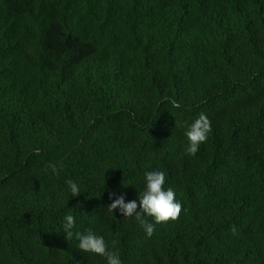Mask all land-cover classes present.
<instances>
[{"label": "trees", "instance_id": "obj_1", "mask_svg": "<svg viewBox=\"0 0 264 264\" xmlns=\"http://www.w3.org/2000/svg\"><path fill=\"white\" fill-rule=\"evenodd\" d=\"M147 171L183 205L150 238L107 209ZM68 214L123 264H264V0H0V264H107Z\"/></svg>", "mask_w": 264, "mask_h": 264}, {"label": "clouds", "instance_id": "obj_2", "mask_svg": "<svg viewBox=\"0 0 264 264\" xmlns=\"http://www.w3.org/2000/svg\"><path fill=\"white\" fill-rule=\"evenodd\" d=\"M173 108H179L180 104L172 98L164 97ZM212 131L211 121L206 114L201 113L187 129L184 135L188 144L185 149L187 155L195 156L200 149V145L208 139ZM35 154L39 155L40 150L35 149ZM51 169L53 174L58 175V168L55 163H48L45 170ZM145 188L138 194L137 200L125 202L124 196L116 197L107 207L109 212L119 209L124 218H134L138 225L143 228L146 235L150 238L154 234L155 225L176 221L182 213L183 205L176 199V193L171 187L165 188L166 174L163 171H147L144 174ZM71 191L72 197L81 194L79 185L72 179L65 181ZM110 199L112 197L110 196ZM151 221H154L151 222ZM75 218L68 214L64 217L63 233L65 239L71 241L75 238L78 241L77 247L85 253H93L104 257L107 264H123L115 246L117 240H112L110 248L109 243L104 237L96 235L91 229L87 232H74ZM233 235L237 234V228L233 225L230 229Z\"/></svg>", "mask_w": 264, "mask_h": 264}]
</instances>
